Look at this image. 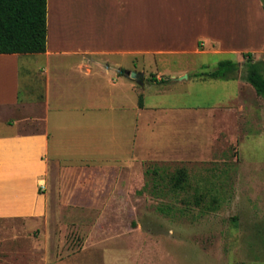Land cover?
<instances>
[{
    "label": "crops",
    "instance_id": "crops-1",
    "mask_svg": "<svg viewBox=\"0 0 264 264\" xmlns=\"http://www.w3.org/2000/svg\"><path fill=\"white\" fill-rule=\"evenodd\" d=\"M68 2L47 0L44 53L0 55V112H18L13 119L0 117V221L19 223L25 232L39 225L44 229L50 216L69 215L87 205L96 217L119 215L122 201L142 179L141 163H131L133 94L140 87L144 91L153 84L165 85L161 75H152L155 80L147 82L133 57L236 54L225 41L243 37L239 24L245 22L244 3H261L91 0L92 18L82 21L67 16L73 5ZM58 38L92 40L93 47H50L49 40ZM105 40L120 42L108 49L95 45L94 41ZM108 56L114 59H102ZM191 75L184 69L166 78V83L185 85ZM236 83L243 85L237 78ZM138 98L139 115L152 110L145 107L142 93ZM224 111L236 118L244 112V104ZM71 149L77 151L78 166L84 167L65 166ZM108 160L115 164H95ZM84 200L92 202H80ZM68 201L72 207H64ZM95 228L76 255L52 264H78L109 249H127L126 241L118 243L111 233L112 224L106 221Z\"/></svg>",
    "mask_w": 264,
    "mask_h": 264
},
{
    "label": "rangeland",
    "instance_id": "rangeland-1",
    "mask_svg": "<svg viewBox=\"0 0 264 264\" xmlns=\"http://www.w3.org/2000/svg\"><path fill=\"white\" fill-rule=\"evenodd\" d=\"M260 2L244 3L245 22L239 24L243 37L225 41L236 54L133 57L147 82L152 75H161L165 85L153 84L144 91L140 87L133 94L131 163H141L142 179L133 184L130 198L122 201L123 211L96 217L87 205L69 215L50 216L44 229L29 224L28 232L19 223L0 221V264H52L76 255L92 229L97 230L94 225L106 221L114 226L111 233L117 242L126 241L127 249L96 253L90 261L83 259L85 253L78 264H264V101L245 80L243 57L251 54L264 75V0ZM68 3L73 5L67 16L92 18L91 0ZM94 42L108 49L120 41ZM49 44L93 47L92 40L82 39H50ZM206 48H211L209 43ZM238 59L242 61L236 78L242 87L236 79H194L221 61ZM184 69L192 74L189 82L166 83V78ZM140 92L145 107L152 109L145 115L137 112ZM242 102L244 112L238 117L224 111L237 109ZM17 114L3 110L0 117L13 119ZM68 154L65 166L73 170L81 161L74 149ZM109 160L95 164H115ZM179 169L187 174L185 188L173 191L170 177ZM64 207H72L70 201Z\"/></svg>",
    "mask_w": 264,
    "mask_h": 264
},
{
    "label": "trees",
    "instance_id": "trees-1",
    "mask_svg": "<svg viewBox=\"0 0 264 264\" xmlns=\"http://www.w3.org/2000/svg\"><path fill=\"white\" fill-rule=\"evenodd\" d=\"M264 12V4H263ZM47 0H0V55L41 54L46 50ZM246 61V82L264 101V75L259 62L252 61L251 54L243 55ZM239 64L226 60L212 71L198 73L202 79H236ZM151 81L155 78L151 77ZM140 104V100H139ZM141 105V104H140ZM186 171L179 169L170 177L173 191L185 188Z\"/></svg>",
    "mask_w": 264,
    "mask_h": 264
},
{
    "label": "water",
    "instance_id": "water-1",
    "mask_svg": "<svg viewBox=\"0 0 264 264\" xmlns=\"http://www.w3.org/2000/svg\"><path fill=\"white\" fill-rule=\"evenodd\" d=\"M132 77H136V74L135 73H132ZM183 78H186V76H183L182 79ZM179 79H181V78H179Z\"/></svg>",
    "mask_w": 264,
    "mask_h": 264
}]
</instances>
